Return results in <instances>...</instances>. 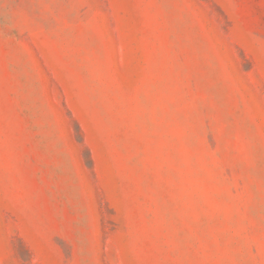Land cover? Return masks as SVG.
<instances>
[{
    "label": "rangeland",
    "instance_id": "obj_1",
    "mask_svg": "<svg viewBox=\"0 0 264 264\" xmlns=\"http://www.w3.org/2000/svg\"><path fill=\"white\" fill-rule=\"evenodd\" d=\"M0 264H264V0H0Z\"/></svg>",
    "mask_w": 264,
    "mask_h": 264
}]
</instances>
